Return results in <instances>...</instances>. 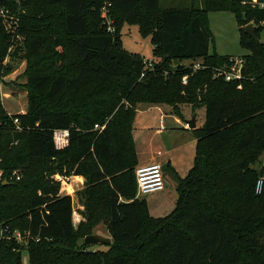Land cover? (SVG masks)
Returning <instances> with one entry per match:
<instances>
[{
  "label": "trees",
  "instance_id": "1",
  "mask_svg": "<svg viewBox=\"0 0 264 264\" xmlns=\"http://www.w3.org/2000/svg\"><path fill=\"white\" fill-rule=\"evenodd\" d=\"M260 3L204 0L201 7L160 9L159 0H0V8H20L11 26L0 14V75L18 35L25 38L27 61L72 67L71 75L44 66L30 74L23 114L8 115L0 102V169L8 181H0V264H264V188L254 191L263 174L250 167L264 151V99L251 93L264 81V46L240 29L251 49L242 57L241 88L214 78L210 68L191 72L185 63L222 65L230 58L209 53L206 12L231 11L244 25L252 16L264 18ZM122 20L150 34L158 63L121 46ZM107 96L117 99L111 116L97 109H106ZM122 98L127 107L118 106ZM92 99L74 120L71 108ZM138 102L175 111L183 104L204 107L203 126L191 129L193 166L178 177V197L165 216H152L147 200L135 198L137 156L123 130ZM13 117L22 130L14 129ZM103 123L102 130L94 128ZM55 128L70 131L62 149L54 146ZM63 169L85 179L77 227L71 197L62 192L68 181L50 177ZM13 170L20 179L9 177ZM99 223L111 243L76 246ZM15 230L29 231L26 245L8 238Z\"/></svg>",
  "mask_w": 264,
  "mask_h": 264
},
{
  "label": "rangeland",
  "instance_id": "2",
  "mask_svg": "<svg viewBox=\"0 0 264 264\" xmlns=\"http://www.w3.org/2000/svg\"><path fill=\"white\" fill-rule=\"evenodd\" d=\"M203 1L159 0V8L201 7ZM19 9L15 11L9 9L10 16L12 17H10L11 23L17 22L15 19H17L16 15L20 11ZM153 21L154 19L151 20V25ZM248 23H251L254 29L257 30L255 39L257 43L264 46V18L252 16L246 24ZM246 24L239 25L234 13L228 10L206 12L205 25L210 33L209 53L216 52L218 55L229 57H244L249 54L251 52L250 47L241 42V30H243V26ZM118 34L121 46L127 51L139 54L146 61L153 60L154 63H158L161 60L160 55H153V44L150 41V34L143 31L138 22L122 20L118 27ZM242 37L245 38L246 36L242 35ZM27 49L24 36L18 35L14 45L8 50L3 63L4 72L0 75V102L3 109L9 113H16L20 110L25 111L27 104L26 92L28 90L26 85L27 77L33 72L42 69L41 67L44 66L43 71H61L67 75L72 74V67L69 65L71 62L61 66L47 63L41 66V63L36 62L33 58L27 61ZM190 62L192 60L185 61L186 64ZM251 93L264 99V81L255 82ZM106 99V109L103 105L98 106L97 109L103 108L106 116H111L116 108L110 109L117 99L111 100L110 96H107ZM94 102L96 100L92 99L89 106L72 107V118L78 120L89 111ZM119 105L127 107L129 103L125 102L122 98L118 102ZM109 112L112 113L108 114ZM192 116L195 118V127L201 128L204 124V107L202 105L193 107L190 104H183L179 105L175 111L168 104L138 102L134 107L132 124L130 125L128 122L125 125L123 133L131 141L132 139L134 141L138 165L150 162L156 150L162 151L159 160L162 163V171L164 173L163 190L141 195L135 192V198H145L147 200L152 216H165L173 210L178 197V177L185 178L193 166L197 139L188 126H186V129L181 128L184 126V120L190 119ZM165 157L167 158L166 160H164ZM58 160L59 158L53 162ZM250 167L264 174V151L258 156L257 162L250 163ZM65 171L63 169L62 171L55 172L50 177L56 180L64 179L62 176L68 177L67 186L70 187L66 186L62 192L69 194L71 197L72 222L74 227H77L78 223L82 220V211L85 206L81 193L85 187V179L82 183H77L76 179L70 173L66 174ZM18 173H20V170ZM91 233L108 237V231L101 223L93 227ZM259 239L264 241V230L259 233ZM75 242L76 246H79L83 242V237L76 239ZM92 248L104 249L105 246L104 244H95Z\"/></svg>",
  "mask_w": 264,
  "mask_h": 264
},
{
  "label": "built area",
  "instance_id": "3",
  "mask_svg": "<svg viewBox=\"0 0 264 264\" xmlns=\"http://www.w3.org/2000/svg\"><path fill=\"white\" fill-rule=\"evenodd\" d=\"M257 0H251V3H256ZM260 6H264V3H260ZM0 14L6 17L8 26H11L15 23L10 22V13L8 9L0 8ZM12 18V17H11ZM17 21V19H15ZM243 65L244 60L242 57H230L228 62L222 65H208L201 60H194L187 64V66L191 69V72H195L197 70L210 68L212 70V76L214 78H223L226 81H237V88H241L240 80L244 78L243 74ZM143 73L141 74V76ZM188 74H184L181 77V81L183 84L187 81ZM25 111L20 110L19 112L23 114ZM8 115H12L14 113L7 112ZM14 129L20 131L23 127L19 124L18 117L12 118ZM105 127V123L103 124H94L95 129L102 130ZM53 143L56 149H62L66 147L69 143L70 131L68 128H55L52 132ZM160 150L157 151V154H160ZM134 173L136 177V192L137 194H146L149 192H157L161 191L164 188V176L162 171V164L159 161H153L146 164L136 165L134 168ZM9 177L12 179H20V173L18 170H13ZM64 180H68V177L62 176ZM7 180V177L4 175L3 169H0V181ZM264 188V174L259 176L254 185L255 193H260ZM8 238H13L19 244L26 245L29 238V231H13L12 235L8 236Z\"/></svg>",
  "mask_w": 264,
  "mask_h": 264
},
{
  "label": "water",
  "instance_id": "4",
  "mask_svg": "<svg viewBox=\"0 0 264 264\" xmlns=\"http://www.w3.org/2000/svg\"><path fill=\"white\" fill-rule=\"evenodd\" d=\"M244 31L251 36L253 39H256V35H255V29L252 26L251 23L246 24L245 26H243ZM178 61L175 60L174 63L176 64ZM187 126L188 128L192 129L195 127V118L194 116H192L190 119L186 120ZM3 185L8 184L7 180H3L2 181ZM83 242L85 244H96V243H102V244H110L111 243V238L110 237H106L100 234H96V233H90L84 236L83 238Z\"/></svg>",
  "mask_w": 264,
  "mask_h": 264
},
{
  "label": "crops",
  "instance_id": "5",
  "mask_svg": "<svg viewBox=\"0 0 264 264\" xmlns=\"http://www.w3.org/2000/svg\"><path fill=\"white\" fill-rule=\"evenodd\" d=\"M170 107V106H169ZM184 126L183 127H181L182 129H186V126H187V123H186V120H184ZM195 126H196V123H195ZM161 151V150H160ZM161 154H162V151H161ZM161 154H157V150L154 152V156L152 157V159H151V161L150 162H152V161H159L160 162V160H159V156L161 155ZM167 158L165 157L164 158V160H166ZM168 160H169V158H168ZM170 161V160H169ZM150 162H148V163H150ZM161 163V162H160ZM144 164H146V163H144ZM162 164V163H161ZM176 171V170H175ZM164 174V173H163ZM72 177H74V179H76V181H77V183L78 182H83V180H84V177L82 176V175H72ZM68 187H70V186H68ZM147 205H148V209H149V204H148V202H147ZM149 213H150V211H149ZM105 228H106V226H105ZM108 234V233H107ZM106 235V234H105Z\"/></svg>",
  "mask_w": 264,
  "mask_h": 264
}]
</instances>
